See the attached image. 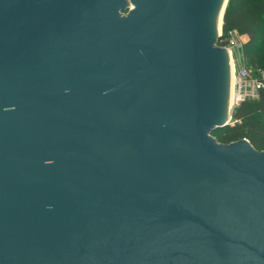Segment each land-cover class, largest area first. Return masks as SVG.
I'll use <instances>...</instances> for the list:
<instances>
[{"label": "water", "instance_id": "water-1", "mask_svg": "<svg viewBox=\"0 0 264 264\" xmlns=\"http://www.w3.org/2000/svg\"><path fill=\"white\" fill-rule=\"evenodd\" d=\"M228 1L0 0V264H264Z\"/></svg>", "mask_w": 264, "mask_h": 264}, {"label": "trees", "instance_id": "trees-1", "mask_svg": "<svg viewBox=\"0 0 264 264\" xmlns=\"http://www.w3.org/2000/svg\"><path fill=\"white\" fill-rule=\"evenodd\" d=\"M233 31L248 36L242 45L247 65L264 70V0H229L221 39ZM211 135L222 144L246 139L254 149L264 152V89L255 99L244 100L236 106L231 112L230 124L213 130Z\"/></svg>", "mask_w": 264, "mask_h": 264}, {"label": "built area", "instance_id": "built-area-1", "mask_svg": "<svg viewBox=\"0 0 264 264\" xmlns=\"http://www.w3.org/2000/svg\"><path fill=\"white\" fill-rule=\"evenodd\" d=\"M232 35L240 37L236 31L230 32L228 34L229 38L227 37V41L224 46L229 54L233 70V104L231 106V112L242 101L255 99L258 92L264 89V70L254 69L247 64L239 63V58L236 57L235 50L241 45L237 41L233 40Z\"/></svg>", "mask_w": 264, "mask_h": 264}, {"label": "rangeland", "instance_id": "rangeland-1", "mask_svg": "<svg viewBox=\"0 0 264 264\" xmlns=\"http://www.w3.org/2000/svg\"><path fill=\"white\" fill-rule=\"evenodd\" d=\"M127 5L129 6V9L132 8V3H131V0H127ZM229 38V37H228ZM232 38L233 40L237 41L241 46H239L236 50H235V53H236V57L239 58V63L240 64H247L244 59H243V55H242V45L244 43H242L243 40H241L240 37H236V35H232ZM227 38H223L221 39L220 43L218 44L220 47H224L225 44H226V40ZM231 64V63H230ZM230 90V88H229Z\"/></svg>", "mask_w": 264, "mask_h": 264}, {"label": "bare ground", "instance_id": "bare-ground-1", "mask_svg": "<svg viewBox=\"0 0 264 264\" xmlns=\"http://www.w3.org/2000/svg\"><path fill=\"white\" fill-rule=\"evenodd\" d=\"M132 9H134V5H132ZM222 22V13L220 15L219 21H218V26H217V32L220 31V25ZM231 63V61H230ZM233 84V70H232V63L230 64V78H229V99H228V107L230 108L233 104V97H232V85Z\"/></svg>", "mask_w": 264, "mask_h": 264}, {"label": "crops", "instance_id": "crops-1", "mask_svg": "<svg viewBox=\"0 0 264 264\" xmlns=\"http://www.w3.org/2000/svg\"><path fill=\"white\" fill-rule=\"evenodd\" d=\"M240 38L242 41V43H246V41L248 40V36L247 35H240Z\"/></svg>", "mask_w": 264, "mask_h": 264}]
</instances>
